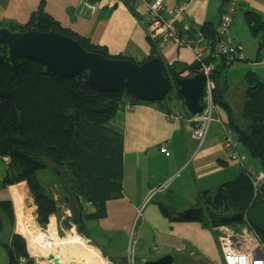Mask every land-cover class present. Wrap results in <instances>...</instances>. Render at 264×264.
<instances>
[{
    "label": "crops",
    "instance_id": "crops-1",
    "mask_svg": "<svg viewBox=\"0 0 264 264\" xmlns=\"http://www.w3.org/2000/svg\"><path fill=\"white\" fill-rule=\"evenodd\" d=\"M78 1L0 0V21L23 24L43 2L44 11L62 28L87 38L93 44L106 47L111 55L124 54L140 61L149 54L146 27L137 0H107L114 4L99 9L89 19L76 15ZM163 1L168 9L183 3L185 7L174 22L175 28L181 30V23L186 21L194 31H200L199 27L205 22L217 27L227 3V0ZM246 11L257 13L264 21V0H242L236 3L229 39L243 45L242 58L231 61L224 72L239 80L246 71H253L264 79V46L259 50V38L250 34L244 20ZM158 48L165 63L193 62L187 48L171 43ZM223 78L226 87L224 95L233 104L234 94L230 92L227 77ZM238 94L241 96V86ZM237 103L239 105L240 102ZM124 106L110 123L122 140L120 190L107 198L102 216L83 219L82 224L89 238L77 234L105 250L103 260L106 264H128L129 260L130 264H141L143 260L157 259L163 255H172L171 264H223L218 235L233 236L236 232L248 234L246 227L235 223L212 226L189 218L175 219L176 212L195 206V198L200 193L214 192L242 171L237 163L228 160L219 123L211 122L204 139L199 143L191 136L194 124L182 110L175 108L170 112L180 115L174 119L153 104L140 103L127 110ZM216 111L222 120L226 119L218 107ZM237 143L239 150L245 154L241 144ZM161 144L165 145L167 153L159 151ZM248 156L244 165L251 170H260L259 162ZM182 176L184 179L179 184L168 188ZM36 178L41 191L54 204L48 223L52 219L55 230H62L60 218L62 213H66L67 224L64 227L74 234L77 229L69 216L70 209L66 205L62 207L54 203L53 198L57 200L60 195L56 179L45 171L37 172ZM168 179L171 183L167 182ZM162 184L165 186L161 187ZM10 186L2 187L0 183V201L8 199L13 206ZM176 196L181 198L182 205H176L173 200ZM156 202L170 211L168 217L160 212ZM94 210L88 202H83L80 214L93 213ZM178 216L184 217L182 214ZM15 226V213L14 222H11L0 208V264H8V253L2 244H9L12 234H18ZM238 227L241 229H235ZM93 231H96L97 239ZM129 243L135 246L133 254ZM129 252L133 260L130 256L126 257Z\"/></svg>",
    "mask_w": 264,
    "mask_h": 264
},
{
    "label": "trees",
    "instance_id": "trees-1",
    "mask_svg": "<svg viewBox=\"0 0 264 264\" xmlns=\"http://www.w3.org/2000/svg\"><path fill=\"white\" fill-rule=\"evenodd\" d=\"M244 20L250 34L259 38L260 50L264 46V21L252 11L244 13ZM0 26L11 31H58L77 40L87 51L118 59L140 63L158 57L162 62L163 75L172 84L171 90L160 101L130 102L123 91H101L90 85L85 72L69 77L59 76L34 59H21L16 66L0 63V157L8 158L2 187L24 182L34 205L32 217L41 228H45L54 204L41 191L36 173L45 171L51 174L56 179L59 199L70 209V218L77 231L89 238L82 224L83 219L102 216L107 198L120 190L122 140L110 123L127 103L153 104L163 113L170 114L176 108L174 102L188 117L183 97L177 92L173 79L184 72L185 75L198 72L199 64L165 63L157 41L147 34L149 54L142 60L124 54L111 55L106 47L93 44L87 38L62 28L44 11L43 2L30 13L25 23L0 21ZM199 30L202 39L210 45L221 38L209 22L203 23ZM4 53L5 46L0 42V54ZM213 62L212 101L224 112L226 124L245 153L255 158L264 171V79L253 71H246L242 77V103L235 107L224 95V79L218 78L220 71L224 72L232 62L221 55ZM83 202L93 206L94 212L80 214ZM263 202L264 194H253L243 170L214 192H202L195 198V206L201 207L204 212V218L198 221L212 226L233 223L223 219L240 213L241 220L234 222L242 223L243 215ZM156 204L164 216L170 215L164 205ZM0 208L14 222L11 201H0ZM175 219L188 220L178 215ZM255 233L260 241H264L263 234ZM2 246L11 254L14 264H17L20 256L25 259V264H34L26 253V241L22 236L13 233L9 244Z\"/></svg>",
    "mask_w": 264,
    "mask_h": 264
},
{
    "label": "water",
    "instance_id": "water-1",
    "mask_svg": "<svg viewBox=\"0 0 264 264\" xmlns=\"http://www.w3.org/2000/svg\"><path fill=\"white\" fill-rule=\"evenodd\" d=\"M103 2L106 3L107 0ZM0 42L5 46V53L0 54V63L16 66L21 59H34L59 76L69 77L85 72L86 81L90 85L101 91H123L130 102L160 101L172 88L169 79L162 73V62L158 57H151L140 63L109 57L99 52L87 51L74 38L54 30L11 31L7 27L0 26ZM173 84L183 97L187 113L191 115L200 113L204 106V74L196 72L191 75L176 76ZM262 192L264 194V185ZM76 202L79 204L78 199ZM182 216L202 220L204 212L199 206H191L182 212ZM241 218L240 213L223 220L234 222L240 221ZM245 219L255 231L264 235V202L250 208ZM30 238L31 235L28 234V239ZM23 239L25 240L24 237ZM87 243L92 244L90 240H87ZM96 248L101 257L105 258V250L100 246ZM25 249L35 262L63 264L54 253L49 251L31 255L32 246H28L27 242ZM172 260V255H163L157 259L143 260L141 264H171ZM8 264H14L10 253H8Z\"/></svg>",
    "mask_w": 264,
    "mask_h": 264
},
{
    "label": "built area",
    "instance_id": "built-area-1",
    "mask_svg": "<svg viewBox=\"0 0 264 264\" xmlns=\"http://www.w3.org/2000/svg\"><path fill=\"white\" fill-rule=\"evenodd\" d=\"M141 5V16L146 27V33L149 38L156 40L160 46L164 43H171L178 47H184L192 54L193 62L199 64L198 72L205 76L203 109L200 113L191 115L188 119L194 126L191 128V136L199 143L204 139L208 126L211 122L217 121L221 129V140L227 149L228 160L237 163L245 171L253 194L262 193L264 185V171L251 170L244 165L247 154L239 150L238 143L231 128L216 113L217 106L212 101V89L214 81L211 76L214 69L213 59L223 56L227 61H233L242 58L243 45L229 39V27L233 19V12L236 3L242 0H227L223 7V14L220 23L215 27L216 32L221 37L214 45H210L201 37L200 31H194L189 23L183 21L181 30L175 28L174 22L180 17L185 5L182 3L177 7L168 9L163 0H137ZM114 3L102 0H79L76 7V15L81 18L89 19L96 11L103 7H111ZM185 75V74H184ZM136 104L127 103L124 108L131 109ZM171 118L180 117L178 113H170ZM159 151L167 153L164 144H161ZM249 157V156H248ZM7 162V157H2ZM244 227L249 231L255 240L253 244L246 245L243 249H234L229 245H222V236L218 235L220 241L223 264H264V242L259 241L249 224L245 221ZM17 264H25L23 257L17 258ZM129 264V262H128Z\"/></svg>",
    "mask_w": 264,
    "mask_h": 264
},
{
    "label": "bare ground",
    "instance_id": "bare-ground-1",
    "mask_svg": "<svg viewBox=\"0 0 264 264\" xmlns=\"http://www.w3.org/2000/svg\"><path fill=\"white\" fill-rule=\"evenodd\" d=\"M231 62V61H229ZM194 124V122H193ZM12 194L14 213H15V231L20 236L24 237L27 245L32 246L31 255L43 253L48 251V248L52 246L59 249L60 255L70 259L69 262L62 260L58 254L54 253L63 264H105L102 257L99 256L95 245L88 244L81 236L77 234L69 235L64 240H56L54 237V224L51 219L46 226V231L43 234L39 231V226L35 219L32 217L31 207L26 203L28 198V189L24 182L17 183L16 185L10 186ZM241 229V228H235ZM28 234L31 238L28 239ZM94 237L97 239L96 231H93ZM222 236V245L226 246H238L239 248L246 245L253 244L255 242L251 234H242L240 232L234 233L233 236ZM249 242V244H246ZM42 263L46 264L44 261Z\"/></svg>",
    "mask_w": 264,
    "mask_h": 264
},
{
    "label": "rangeland",
    "instance_id": "rangeland-1",
    "mask_svg": "<svg viewBox=\"0 0 264 264\" xmlns=\"http://www.w3.org/2000/svg\"><path fill=\"white\" fill-rule=\"evenodd\" d=\"M165 44V43H164ZM157 45H158V47H162V46H160L159 45V43L157 42ZM232 70H229V72H231ZM220 74H221V79L220 80H223L224 78V76H226L227 77V82H228V85H229V88H230V92H231V94L233 95L234 94V96H233V104H234V106L235 107H237L238 105V103L237 102H240L239 103V105H241V103H242V99H243V97H242V92H243V90H244V83L242 82L243 81V79L242 78H240L239 80L238 79H236V78H233V76L230 74V73H225V72H223V71H220ZM230 74V75H229ZM243 83V84H242ZM240 86H241V96H240V94H238V91L240 90ZM240 96V97H239ZM239 98V99H238ZM173 104L176 106V108L178 109V110H181V107L177 104V103H174L173 102ZM216 113H217V111H215L214 112V115H215V117H216ZM215 122H217V121H215ZM7 162H5L4 160H2L1 159V157H0V183H1V180H2V177H1V174H5V171H6V167H7ZM184 178H183V176L180 178V179H178L175 183H173V184H169L170 186H168V188L170 187V189H172L173 187H174V185H177V184H179V182H181L182 180H183ZM167 182H170L169 181V179L167 180ZM171 183V182H170ZM163 186H165V184H162V186L161 187H163ZM28 189V188H27ZM159 189V188H158ZM156 191V190H155ZM154 191V192H155ZM54 197V196H53ZM157 197H161L160 195H158ZM54 199V203H58L60 206H65V204L62 202V200L61 199H55V198H53ZM173 200H175L176 201V205L177 206H180V205H182V203H180L181 202V198L180 197H178V196H176L175 197V199H173ZM25 204H27L28 206L30 205V206H32L33 205V201H32V198H31V196H30V194H29V191H28V198H27V201H26V203ZM13 207V209H14V206H12ZM67 207V206H66ZM181 208H184V207H181ZM33 209H34V205H33V207H31V213L33 212ZM185 210V209H184ZM184 210H182V211H179V212H176V214L177 215H180V214H182V212L184 211ZM13 212H14V210H13ZM61 216H62V218H60V221H61V223H62V230H59L58 231V229H56L55 230V227H54V237L56 238V240H58V241H60V240H64L65 238H67L69 235H72L73 234V232L72 231H70L68 228H65L64 226L67 224V220L65 219L66 217V213H62L61 214ZM70 216V215H69ZM68 217V216H67ZM71 217V216H70ZM57 219H58V217H57ZM235 224H238V222H234ZM231 224V223H230ZM39 231H41L43 234L45 233V231H46V227L45 228H40L39 227ZM77 233H79L77 230H75V234H77ZM78 235V234H77ZM130 244V246H131V249H132V254H133V251H134V249H135V246L132 244V243H129ZM96 247H98V245H96ZM95 247V248H96ZM229 247H231V246H229ZM232 248H234V249H243V247H241V248H239L238 246H236V245H234V246H232ZM97 249V248H96ZM48 251L49 252H52V253H56V254H58V256H60L61 258H62V260L63 261H65V262H69L70 261V259H68V258H66V257H62L61 255H60V252H59V249L57 248V247H53L52 246V248L50 247V248H48ZM97 251H98V249H97ZM98 254H99V256L101 257V255H100V253H99V251H98ZM128 256H130V258L133 260V258H132V255H131V253L129 252V254L128 255H126V257H128ZM34 261V260H33ZM222 261H223V258H222ZM106 264V263H105ZM129 264H130V260H129ZM132 264V263H131Z\"/></svg>",
    "mask_w": 264,
    "mask_h": 264
},
{
    "label": "clouds",
    "instance_id": "clouds-1",
    "mask_svg": "<svg viewBox=\"0 0 264 264\" xmlns=\"http://www.w3.org/2000/svg\"><path fill=\"white\" fill-rule=\"evenodd\" d=\"M262 170V169H261ZM263 193V192H262ZM247 213V212H246ZM246 213L243 215V218H244V221L242 222V223H238V224H241V225H243L244 223H245V221L247 222V220L245 219V216H246ZM234 223V222H233ZM248 223V222H247ZM232 224V223H231ZM249 224V223H248ZM249 227L252 229V231H253V233H254V235H255V237L258 239V237H257V235H256V233H255V230L249 225ZM259 240V239H258ZM260 241V240H259ZM262 242H264V241H262ZM29 256V255H28ZM33 260V259H32ZM35 262V261H34Z\"/></svg>",
    "mask_w": 264,
    "mask_h": 264
}]
</instances>
